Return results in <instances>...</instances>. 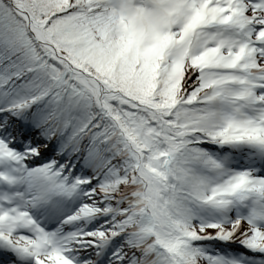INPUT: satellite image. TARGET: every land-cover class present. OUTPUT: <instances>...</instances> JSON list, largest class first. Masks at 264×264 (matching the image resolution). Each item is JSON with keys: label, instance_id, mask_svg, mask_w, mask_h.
Here are the masks:
<instances>
[{"label": "snow or ice", "instance_id": "1", "mask_svg": "<svg viewBox=\"0 0 264 264\" xmlns=\"http://www.w3.org/2000/svg\"><path fill=\"white\" fill-rule=\"evenodd\" d=\"M0 264H264V0H0Z\"/></svg>", "mask_w": 264, "mask_h": 264}]
</instances>
